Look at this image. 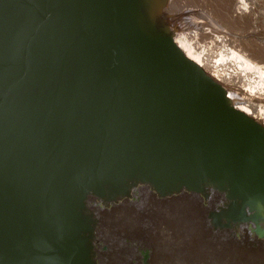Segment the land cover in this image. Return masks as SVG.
Listing matches in <instances>:
<instances>
[{
	"label": "water",
	"instance_id": "1",
	"mask_svg": "<svg viewBox=\"0 0 264 264\" xmlns=\"http://www.w3.org/2000/svg\"><path fill=\"white\" fill-rule=\"evenodd\" d=\"M162 4L0 0V264H100L94 209L141 186L215 191L214 230L264 238V127L175 45Z\"/></svg>",
	"mask_w": 264,
	"mask_h": 264
},
{
	"label": "rangeland",
	"instance_id": "2",
	"mask_svg": "<svg viewBox=\"0 0 264 264\" xmlns=\"http://www.w3.org/2000/svg\"><path fill=\"white\" fill-rule=\"evenodd\" d=\"M227 1L229 0H226L225 9H222L218 0H175L172 3V16H185L189 26L198 33L191 39L195 44L212 48V39L219 35L225 38L228 47L246 57L250 54L264 57V0H246L247 10H250L252 16L250 26L239 20L244 14L239 13L236 6L230 9ZM185 10L194 13L186 14ZM213 50L216 49L213 47ZM185 200L177 197L169 204L159 203L163 207H151L138 213H132L131 209L124 213L126 208L121 206L98 215V232L106 246L105 250L100 251V255L105 264H150L151 261L152 264H264V242L258 243L259 248L256 249L235 250L234 247H227L224 249L227 254L218 252L213 257L211 251L216 245L207 242L206 230L201 223V209L197 203ZM144 201L140 204L141 207L154 200L147 197ZM165 206L172 210L165 209ZM171 214L182 216L179 217V223ZM189 222H194L195 225H190ZM137 227L143 231L139 244L135 246L132 243L130 246L128 240L138 232ZM248 238L246 235L238 237L245 245L255 243ZM229 251L233 253L230 255ZM142 252H147L145 260ZM211 256L215 263L209 260Z\"/></svg>",
	"mask_w": 264,
	"mask_h": 264
},
{
	"label": "bare ground",
	"instance_id": "3",
	"mask_svg": "<svg viewBox=\"0 0 264 264\" xmlns=\"http://www.w3.org/2000/svg\"><path fill=\"white\" fill-rule=\"evenodd\" d=\"M174 1L175 0H163V4L159 10V17L167 26L169 34L175 45L183 52L186 57L195 62L211 78L221 85L226 93V97L230 99V102L234 108L245 113L264 127V57H258L254 54H250L249 57H246L243 53H239L235 49L228 47L225 43V38L219 37V35H215L212 39V48L207 45H200L198 43L195 44L194 40L192 41L191 39L197 36L198 33L196 30H193V27L189 26L185 16L179 18L172 16V3ZM218 2L221 8L225 9L226 0H218ZM227 2L229 3L227 5L230 6V9H233L234 6H236L237 11L244 14L239 18V20L242 22L245 21L248 26H250L249 24L252 22V16L250 15V10L249 12L247 10L246 0H229ZM185 13L193 14L194 12L185 10ZM245 39H247V37ZM213 47L216 50H213ZM252 74L253 76H251ZM142 187V192L133 191L131 197H128L119 203H114V205L108 209H100V207H97L94 210L97 212V215H100L108 212L109 209L112 210L122 206L126 208L124 213L130 211V209L132 210V213H138L140 210L147 211L148 208L151 207H163L164 205L161 204H169V202L174 201V198L178 197L180 199H186L185 201H193L197 203L201 209V219L203 218L201 223L206 230L205 236L207 237V242L211 245H216L211 251L213 257L218 252L227 254L224 251V249H227V247H234L235 250L240 248L256 249V247L259 248L257 245L258 243L264 242V238H258L254 233H252L247 224H241L236 228L224 230H214L210 226L206 218L207 211L215 208L216 205H218L224 199L223 196L219 195L215 191L210 190L206 197L199 193L181 192V194L175 197L172 196L162 198L157 196L147 186ZM147 197L154 200L152 201L154 204L149 203L141 207L140 204ZM135 206L140 208H136ZM169 208L170 207L165 206V209ZM169 210H172V208ZM169 215L170 214H168L166 217L168 218ZM171 215L173 218L177 219L178 223L180 218H182V216L179 215ZM191 224L195 225L194 222L190 223V225ZM196 224H198V222ZM137 228L138 232L133 238H131V240H128L130 246L133 244L137 246L139 244L140 235L143 233V231L140 227ZM97 235L99 237V241H102L99 232ZM227 235L230 237H225ZM245 235L249 237V241H253L255 243H252L251 246H248L238 239V237H244ZM120 244L123 243L120 242ZM228 253L231 255L233 252L229 251ZM212 256L209 258V260L215 263ZM99 258L100 264H105V260L102 258V255L99 254ZM150 264H152V261Z\"/></svg>",
	"mask_w": 264,
	"mask_h": 264
},
{
	"label": "flooded vegetation",
	"instance_id": "4",
	"mask_svg": "<svg viewBox=\"0 0 264 264\" xmlns=\"http://www.w3.org/2000/svg\"><path fill=\"white\" fill-rule=\"evenodd\" d=\"M142 188H143L142 186L141 187H138L137 189L134 190V192H140V191L142 192ZM175 196H177V195H175Z\"/></svg>",
	"mask_w": 264,
	"mask_h": 264
}]
</instances>
